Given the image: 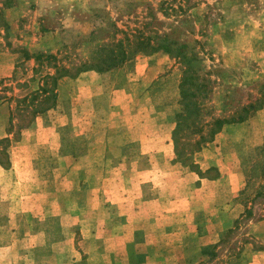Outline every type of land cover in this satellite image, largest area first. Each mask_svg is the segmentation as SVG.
<instances>
[{"label":"rangeland","instance_id":"obj_1","mask_svg":"<svg viewBox=\"0 0 264 264\" xmlns=\"http://www.w3.org/2000/svg\"><path fill=\"white\" fill-rule=\"evenodd\" d=\"M0 15L8 26L4 28L0 21V74H4L0 76V139L7 138L0 143V246L11 245L0 250V264L66 258L88 264L95 254L96 260L103 259L105 234L100 227L91 230L102 219H94L92 208L84 206L94 180L120 179L121 171L135 183L150 177L153 171L139 176L138 170L150 159L154 162L155 155L137 157L138 141L128 142L126 151L118 148L141 133L160 134V141L153 137L149 145L170 152L163 141L181 109L180 60L162 49L150 55L137 52L131 62L119 67L75 74L76 67L100 58L97 48L102 44L148 37L151 43L170 48L185 45L187 53L194 54L192 67L208 81L202 122L237 118L244 104L256 101L259 108L243 121L223 125L213 141L203 144L201 154L191 156L198 161L196 166L177 163L181 172L209 166L200 170L208 177L222 169L235 178L236 185L242 184L245 196L252 197L263 183L259 176L249 175L256 149L264 144V0H0ZM38 53L56 59L41 63L44 59L35 60ZM53 65L69 69L74 76L49 85L56 91L53 106L33 115L31 105L43 95L33 99L31 95L45 73H54ZM24 96L25 102L18 105ZM47 100L44 105L52 102ZM172 151L174 158L173 146ZM260 158L264 162V152ZM118 164L125 169L110 168ZM180 171L158 172L165 179ZM190 178L192 174L182 183ZM133 191L135 195L136 184ZM242 198L236 192L228 207L224 205L226 214L218 213L201 225L205 229L212 222L215 245L202 249L201 255L193 248L199 242L191 241L192 248L188 244L186 251L176 253L191 255L188 264H264V198L251 204L252 217L235 222L244 208L234 206L242 204ZM101 215L107 217L105 212ZM107 220L119 223L118 218ZM85 221L88 233L81 232ZM31 232L41 234L30 237ZM150 239V243H180L178 237L163 234ZM41 242L33 249L24 248ZM151 245L131 244L124 259L127 255L130 264L144 261ZM178 262L186 264L187 259Z\"/></svg>","mask_w":264,"mask_h":264},{"label":"crops","instance_id":"obj_2","mask_svg":"<svg viewBox=\"0 0 264 264\" xmlns=\"http://www.w3.org/2000/svg\"><path fill=\"white\" fill-rule=\"evenodd\" d=\"M3 75L0 74V76ZM153 137L158 138V142L160 141V134L151 135V133L146 132L144 134L141 133L137 138L125 139L118 147L119 151H126L129 147L128 142L138 141L137 157L143 158L144 154L155 155L154 162L150 159L151 161L146 164L145 168L138 170L139 176L152 174L153 171L152 177H142L141 179H137L135 183L134 179L126 176L123 177L121 171L120 179L118 177L116 179L114 177H105L101 181L100 179L94 180L93 186L90 189L91 194L86 196L84 206L86 210L89 207L92 208V217L94 219H102L98 222L96 228L92 227L91 230H98L100 227L99 231L105 234V236H102V238L104 237L103 242L108 244L104 247L107 253L102 254L103 256L100 255L103 259L96 260L95 256L97 254H95L94 258L91 259L93 261L88 264L133 263L127 257L129 254L127 249L131 244L145 248L152 244L145 250L148 252L147 255L139 251L144 254L145 260L138 264H149L151 261L152 264H178L179 259H187V263H185L188 264L192 256L184 255L183 257L179 253L181 250L186 251L188 244L192 248L191 241L199 242L193 248L195 253L198 250L199 252L201 251V255L202 249L216 243V237H211L215 233V230L213 231L210 228L213 225L212 222H208L209 224H206L205 229H202L201 225L207 219L214 217L216 214L219 215L218 213H220V216L226 214L228 209H225L224 205L228 207V203L234 199L236 192L241 189L242 184L236 185L235 178L232 175L224 174L222 169H219V173L215 177L200 176L195 171L188 169H182L181 172L178 163L173 162L171 133L166 135L163 141V144L170 151L168 153L160 145L158 147L149 145L153 141ZM201 152L203 151H198L197 153L201 154ZM162 156L163 160L161 161ZM121 166V164L120 166L119 164L112 165L110 168L114 170L122 168L124 170L125 168ZM199 168L202 171L206 169H202L201 166ZM164 169L174 170L176 172L180 171L181 174H177L176 177L163 179L162 176L165 174L158 171H163ZM191 174L192 178H190L189 183L183 184L182 182L187 176H191ZM176 181L179 183H176ZM135 184L137 191L134 195L133 187ZM90 202L92 203L91 206H89ZM107 202L109 206L106 208L105 205ZM241 207L243 205L239 203L234 206V208ZM107 210H110L112 213H107ZM104 212L107 214V217L102 218L101 214ZM111 217L113 219L118 218L117 221L119 223L115 225L108 222L107 218L110 220ZM85 223L86 221L81 223V232L88 233L90 227H87ZM84 228L88 229L83 230ZM29 234L32 237V235L41 234V232H31ZM162 234L170 237L176 236L180 239V243L177 245H174L173 241H166L164 243L156 241V243H150L151 235ZM94 236L101 238L99 234H94ZM205 237L207 239L202 242L201 239ZM183 242H187V244L183 245ZM41 244L42 242L29 243L24 248L33 249ZM10 247L11 245L5 247L0 246V250L9 249ZM177 249L180 250L178 254L176 253ZM126 251L127 255L124 259ZM119 253L121 254L120 259L116 257ZM175 255L177 256L175 257ZM106 256L108 257L107 259ZM88 260L89 258L86 259V261ZM16 263L22 264V261H14V264ZM29 264L78 263H76V258L75 260L66 258L59 262L48 263H38L35 260H31Z\"/></svg>","mask_w":264,"mask_h":264},{"label":"trees","instance_id":"obj_3","mask_svg":"<svg viewBox=\"0 0 264 264\" xmlns=\"http://www.w3.org/2000/svg\"><path fill=\"white\" fill-rule=\"evenodd\" d=\"M0 21L4 28L8 27L1 15ZM137 39L138 40L134 41L129 38H125L124 41L126 42L123 40H117L116 42L114 41L100 45L97 48L100 58L96 60L95 63H84L82 66L76 67L74 72L76 74L89 69L97 72H104L109 69L119 67L126 62H131L137 52H147L146 54L150 55V53L161 49L170 53L173 58L179 59L183 66V70L179 83V104L181 109L175 113L174 128L171 132V139L175 154V157L173 158L174 162H179L186 166H196L197 163L191 159V156L200 151L205 142L213 141L214 135L222 129L223 125L243 121L247 114L260 107V105L256 104V101H250L240 108L237 118L234 116L228 119L223 117H213L208 122H202L203 109L201 105L202 99L205 96L208 81L204 77L199 76L198 72L192 67L191 61L194 58L192 51L187 53V47L185 45H178L170 48L162 45L161 43H151L150 38L148 37L140 40L139 38ZM173 50L174 52L176 51V53H172ZM27 58H29V56ZM55 59L56 56L52 54L44 55L42 53H38L35 55V60H42L41 63L45 60L49 61ZM52 67L54 68V73H45L42 77L41 85H39L37 90H35L33 95H31L32 99L43 95L37 103H32V107L29 112L33 115L43 112L53 106L56 99V91H51L50 86L54 87L56 81L60 77L74 76L69 69L63 66L53 65ZM49 82H51V84H49ZM25 98V96L20 98L17 104L19 105V103L25 102ZM47 98H49V100L51 99L52 102L49 105H44L45 102L48 101ZM24 106L27 108L28 104H25ZM16 108L19 109L20 107L17 106ZM206 126L207 131L204 132L203 128ZM186 128L188 130L190 129L188 133L185 132ZM5 140H7V138H1L0 143ZM256 150L258 151V155L254 158V165L251 167L252 170L250 171L249 178L253 177L254 179L259 176L260 179H263V183L257 187L255 192L252 194V197L249 195L245 196L243 189L238 191L239 195L243 196L242 205L244 209L240 213L239 217L235 219V222H237L239 218L248 219L252 217L253 208L251 204L259 197L264 198V162L260 158L264 152V144ZM193 170L201 176V169L198 166Z\"/></svg>","mask_w":264,"mask_h":264}]
</instances>
